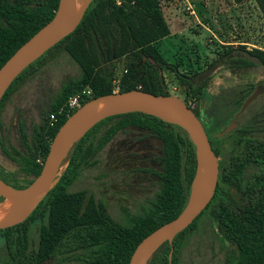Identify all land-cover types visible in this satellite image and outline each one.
<instances>
[{
  "label": "trees",
  "instance_id": "trees-1",
  "mask_svg": "<svg viewBox=\"0 0 264 264\" xmlns=\"http://www.w3.org/2000/svg\"><path fill=\"white\" fill-rule=\"evenodd\" d=\"M257 4L264 16V0H257ZM58 5L59 0H0V69L22 45L53 19ZM170 34L160 0H92L76 30L14 81L3 97L0 113L15 88L33 74L50 54L68 53L81 70L80 77L65 83L61 92L43 111V123L34 129L30 137L23 135L22 151L12 150L17 155L13 159L18 163L19 170L32 177L28 185L41 173L51 143L68 119L65 113L58 114L68 100L85 88H90L93 94L84 104L114 93L111 74L100 70L103 64L126 56L130 59L128 69L120 79L119 92L142 90L154 95L170 96L161 72L171 71L182 86L191 90L195 100L203 98L205 86L196 87L189 77L180 74L177 66L170 64L161 54L158 45ZM246 53L254 60L238 59L242 67H254L257 64L264 67V51L253 49ZM243 101L244 98L239 105ZM193 111L200 119L199 109ZM74 113L71 112L70 116ZM52 114L58 116L54 127L49 125ZM1 125L0 118V128ZM203 126L207 133L213 132L211 146L216 156L222 159L215 196L195 222L176 236L173 245L166 242L149 264H170L171 253V264H180V253L186 237L194 231L199 218L210 208H213L211 217L224 241L236 244L240 251L238 255L236 250H232L225 264H264L263 199L256 200L259 207L254 212L259 225L243 227L236 226L230 205L225 207L216 204L223 192L231 195L230 187L236 180L243 178L247 166L253 162L264 165V139L249 138L240 151L232 147L226 153L224 141L230 139L231 135L220 138L217 125L210 119ZM131 127L145 130L162 142V168L156 173L161 184L152 206L145 213L134 217L129 225H122L111 217L102 202L89 196L87 191L72 193L69 188L84 169L94 164L95 156L119 132ZM259 131L264 133V118ZM2 146L6 150L3 143ZM195 173L196 148L181 128L143 113L103 120L75 146L60 181L32 215L25 222L0 232L7 251L5 258L0 256V264H44L51 259H58V264L63 261L129 264L142 240L181 214L187 204ZM12 175L15 176L9 174ZM10 180L16 186L18 179L13 177ZM251 180L263 195L264 170L255 173ZM262 195H259V199ZM252 219L245 213L243 222ZM37 223L40 224L39 243L37 248H30V232Z\"/></svg>",
  "mask_w": 264,
  "mask_h": 264
},
{
  "label": "rangeland",
  "instance_id": "rangeland-1",
  "mask_svg": "<svg viewBox=\"0 0 264 264\" xmlns=\"http://www.w3.org/2000/svg\"><path fill=\"white\" fill-rule=\"evenodd\" d=\"M160 3L171 31L158 45L161 54L196 87L205 86V95L197 101L173 72L163 71L161 75L170 96L183 100L192 109H199L202 119L212 120L222 132L239 114L246 100L261 87L260 95L238 117V128L224 141V149L226 153L232 147L239 151L249 138L264 139V133L259 131L264 118V67L259 64L242 67L237 62L238 59L253 61L246 53L253 49L264 51V16L257 0H160ZM129 62L126 56L101 66L102 72L111 74L115 89ZM80 74V67L68 53L54 52L5 102L0 113V170L15 174L10 177H16L20 185L27 186L32 177L19 170L13 159L17 155L12 150L22 151L23 135H32L43 123V111L61 92L62 86L78 79ZM162 154L160 140L140 128H127L95 156L94 164L82 171L69 192L87 191L106 206L116 222L129 225L156 200L161 184L156 173L162 168ZM39 239L40 224L37 223L30 232V248H37ZM230 249L206 211L186 237L180 264H225ZM0 256H7L1 234ZM58 263V259H51L44 264ZM61 264L79 263L63 261Z\"/></svg>",
  "mask_w": 264,
  "mask_h": 264
},
{
  "label": "water",
  "instance_id": "water-1",
  "mask_svg": "<svg viewBox=\"0 0 264 264\" xmlns=\"http://www.w3.org/2000/svg\"><path fill=\"white\" fill-rule=\"evenodd\" d=\"M91 2L92 0H59L53 19L1 67L0 104L14 81L29 66L76 30ZM260 93L261 87L246 100L239 114L219 133L220 138L238 128V117ZM130 113L150 115L181 128L196 148V173L185 208L176 219L142 240L129 264H149L166 242L172 246L176 236L188 229L213 200L218 186L220 159L213 151L203 123L183 100L142 90L114 92L83 104L59 129L51 143L41 173L27 187L16 189L0 179V197L4 198L3 202H11L10 208L0 217V231L15 227L32 215L58 184L64 164L68 162L75 146L91 129L103 120ZM172 256L173 253L170 254V264Z\"/></svg>",
  "mask_w": 264,
  "mask_h": 264
},
{
  "label": "flooded vegetation",
  "instance_id": "flooded-vegetation-1",
  "mask_svg": "<svg viewBox=\"0 0 264 264\" xmlns=\"http://www.w3.org/2000/svg\"><path fill=\"white\" fill-rule=\"evenodd\" d=\"M200 120L202 123H205V121L200 116ZM237 130V129H236ZM209 140L211 138V134L208 132ZM1 139V137H0ZM240 151V150H239ZM222 159L219 160V175H220V163ZM264 170V165L259 164L257 162L251 163L249 166L245 168L243 178L240 180H236L234 185L230 187V196H228L225 192H223L222 196L218 199L217 205H223L227 207V205H230L231 212L235 218V224L236 226L243 227L244 225H259V222L255 221L256 216L254 215V212L257 207H259L258 204H256V200L261 201L263 199V207H264V194L262 195L260 192V188L255 186V183L251 180L253 175L257 172H260ZM13 177L9 176V173H2L0 170V179H2L4 182L10 184L16 189H22L27 186L20 185L19 183L16 184L12 182L10 179ZM219 183V179H218ZM259 195H262V197L259 199ZM2 198V197H1ZM4 198L0 200V203L3 202ZM213 208H210L209 213L211 216ZM245 213L249 214L252 220H248L246 222H243V219L245 217ZM3 231V230H2ZM1 232V231H0ZM229 245L230 252L232 250H236L238 252V255L240 254V251L238 250V247L236 244L230 243L226 241Z\"/></svg>",
  "mask_w": 264,
  "mask_h": 264
},
{
  "label": "built area",
  "instance_id": "built-area-1",
  "mask_svg": "<svg viewBox=\"0 0 264 264\" xmlns=\"http://www.w3.org/2000/svg\"><path fill=\"white\" fill-rule=\"evenodd\" d=\"M120 4V3H119ZM117 91H119V87H117L114 92L116 93ZM93 92L92 90L89 88L88 90L83 91L82 93H79L73 97H71L67 104L65 105L64 108H62L60 110V112L58 114H66L67 117H70L71 112H75L76 110H78L79 108H81L84 104V102L86 101L87 98H90L92 96ZM58 122V116L57 114H52L50 121H49V125L51 127H54Z\"/></svg>",
  "mask_w": 264,
  "mask_h": 264
},
{
  "label": "bare ground",
  "instance_id": "bare-ground-1",
  "mask_svg": "<svg viewBox=\"0 0 264 264\" xmlns=\"http://www.w3.org/2000/svg\"><path fill=\"white\" fill-rule=\"evenodd\" d=\"M80 8V5L78 6ZM11 202L6 201L5 203L0 205V217L5 214V212L10 208Z\"/></svg>",
  "mask_w": 264,
  "mask_h": 264
}]
</instances>
